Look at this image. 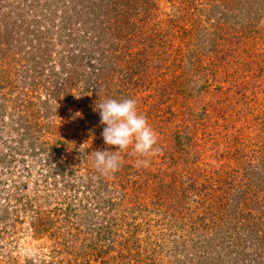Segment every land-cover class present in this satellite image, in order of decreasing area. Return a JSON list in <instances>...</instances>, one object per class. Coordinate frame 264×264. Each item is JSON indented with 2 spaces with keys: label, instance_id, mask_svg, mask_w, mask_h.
I'll return each instance as SVG.
<instances>
[{
  "label": "rangeland",
  "instance_id": "1",
  "mask_svg": "<svg viewBox=\"0 0 264 264\" xmlns=\"http://www.w3.org/2000/svg\"><path fill=\"white\" fill-rule=\"evenodd\" d=\"M8 2L2 3V14L11 11ZM40 2L45 16L28 7L30 22L23 32L38 25L57 30L52 26L71 21L78 29L68 28L76 36L86 33L98 59L106 55L104 62L111 58L114 65L101 72L98 59L84 56L80 64L93 73L92 84L77 82L54 98L48 93L58 92L55 81L66 85L65 75H58L66 43L58 40L51 47L42 73L23 60L27 54L17 43L22 32L4 50L0 99L8 102L0 107V189L3 184L14 188L0 190V237L5 239L0 240V264L31 259L35 264H116L111 259L116 253L123 254L120 264H264V0ZM93 19L111 38V48L98 44L102 36L93 29ZM134 23L129 33L127 24ZM148 37L151 43L163 40L151 48L141 44ZM22 98L28 101L23 108ZM109 98L136 101L157 135V151L133 156L130 145L116 153L119 171L104 175L91 153L116 151L103 140L105 125L96 107ZM47 106L52 107L49 116ZM145 158L148 167H137L136 160ZM59 161L74 165L72 185L70 178L46 179ZM106 187L109 192L102 197ZM99 197L127 200V210L115 214L124 222L114 231L119 238L112 252L105 251L106 241L94 250L85 245L103 236V214L113 215L92 209ZM79 199L91 208L87 226L78 221L85 216ZM236 200H260L263 209L254 206L249 214L256 220L250 221L241 217V206L234 207ZM69 203L79 210L67 221L75 222L74 233L63 227ZM37 216L52 217L58 226L36 232ZM6 225H17L16 232L5 234ZM222 231L232 239L223 241ZM71 234L78 238L75 252L61 253L71 246Z\"/></svg>",
  "mask_w": 264,
  "mask_h": 264
},
{
  "label": "trees",
  "instance_id": "2",
  "mask_svg": "<svg viewBox=\"0 0 264 264\" xmlns=\"http://www.w3.org/2000/svg\"><path fill=\"white\" fill-rule=\"evenodd\" d=\"M4 1H9L8 5L11 6V11L6 12L5 14H2L0 11V57H2L4 60H7L6 58L8 56L5 57L6 52L4 50L9 49V47H12V43L14 42V35L16 33L22 32V34L17 36L18 37L17 43H19L21 50L25 51L27 54L26 57H23V60L29 65V67H31V65H32L33 66L32 69H35V71L38 69V71L40 73H42V71H43L42 65L46 66V62L49 63L48 59L51 56V47L55 48L56 42L58 40H60L61 43L64 42L67 44V46L66 45L64 46L63 51L65 54L67 53L68 56L66 57L65 54H63V53L60 54V55H62V62H60L62 65V72H60V70H59L58 75H65L66 85H63V84H62L63 86L59 85L60 82H59V79H57L55 81L54 85L56 87L55 88L56 91H58V92L56 94H54L53 96H50L48 93V96L55 98L58 96V94H60L59 92L69 93L70 91H72L73 87L76 86L77 82L84 81L85 83H88L89 85L92 84L91 80L93 78V75H92L93 73L88 71L87 66H84L82 63L80 64V59H83L84 56H93L95 59H98V57L96 56V53H98V51L94 50L93 47L91 46V43L86 39V37H87L86 33H83L84 35H82V36L80 34V36H79V33H80L79 32L76 36L74 31H72L70 28H68L70 26V27L78 29L77 25L75 26L74 24L71 23V21L67 22V23H69V25L61 24L59 27L57 25L56 26L53 25L52 27H56L57 30L48 31V27H44L43 25H38V28L37 27L31 28V30L28 31L29 33H27V31L23 32L24 29L27 30V26L29 24L28 22H30V20H29L30 15H29V12H27L28 7H31L35 10V12H33L35 15H38V13H41L43 16H45V14H44L45 12L42 11V9H41V7H42L41 6L42 4L40 2L41 0L40 1L39 0H20V1L19 0H0V9H2V7H3L2 3ZM89 1H92L95 3L96 2H104V0H89ZM15 11H16L17 17H15L13 14ZM18 16L20 17V19ZM129 16L132 17L131 14H129ZM15 19H16V21H15ZM18 20L23 22V25H18L17 24ZM90 21L93 23V29L98 32L96 34L98 36H102V38L99 39L98 44L101 46L107 44L108 47L111 48V46H112L111 45L112 43H110L111 38H106V35H105L106 32H104L102 30L101 24L98 23V21L95 19L90 20ZM25 22L28 23L27 26H26ZM76 23H78V22H76ZM87 24L88 23H86L85 26ZM136 26L137 25L135 23L133 25L127 24V30H129V33H132L136 29ZM40 34H42V35H40ZM67 38H68V41H66ZM152 38L153 37H148L145 41L140 40L142 42V43L141 42L140 43L152 48V47L157 45V41L163 40L161 38L160 40H155L154 43H151V42H153V41H151ZM23 39H26L28 41V45L23 44V42H22ZM85 43L88 44L87 50L85 47ZM115 43H116V40L113 42V47H114ZM69 44H70V46H68ZM73 45H75V48H71V46H73ZM78 50H81V51H78ZM77 51H78V54H77ZM2 52H5V53H2ZM70 53H74V54H71V56H69ZM83 53L85 55H83ZM98 56H99V54H98ZM105 58H106V55L101 56L98 59V61L96 62V65L101 67V72L105 71L106 68L114 65L113 59L110 58L108 60V63H109L108 64V63L104 62ZM0 63H4V61L2 62L0 59ZM67 66L70 67L69 70L67 69ZM79 67H82V69H79ZM51 69L54 71V70H57V67L52 66ZM57 72H58V70H57ZM32 77H33V75H32ZM3 81H4V78L2 77V75H0V83H3ZM69 82L71 83L70 84L71 86H69V88H67ZM87 87H90V86L87 85ZM0 89H1V87H0ZM93 93L95 94V96H100V94H101V93H99V90H94ZM101 96L99 97V99L101 98ZM20 100H22L21 108H23L25 103H28V101H25L23 98ZM47 101H50V100H46L45 102H43V104L48 105ZM5 102H8V100H7V97L4 96L3 98L0 99V107L3 106V104ZM51 112H52V107L48 108V106H47V116H49L51 114ZM34 152L35 151H33V153ZM232 157H234L236 160L241 158L240 156H237L236 153H234L232 155ZM6 160H7V155H3L2 161H6ZM12 161H14V159ZM87 161L89 162V160H87ZM49 168H50V170L47 172L46 179L52 178V177L57 178L59 176L63 177V178H67V179L70 178V180H68V183H70V185H72V182H74V179L77 178V177L74 178L76 175V172L74 170V165L71 163H67L65 165L63 162L59 161L58 163L52 164V166H50ZM87 170H88V168H87ZM50 171H51V174H50ZM11 188H14V184H11V186L8 185L7 188L5 187V184H3V188L0 190L2 192L6 191V190L10 191ZM15 192L17 194L19 193V191H15ZM104 192H109V187L103 188V190L100 192L99 195H101L103 197ZM79 200L82 201V204H84V206H83L84 210L82 208L81 213L83 210L85 216L81 214L82 216H84V220L82 218H80L78 221H81V223H85L84 225L87 226V224L91 218V213H90L91 208L88 207V203H89L88 201H87V203L86 202L84 203L85 199H79ZM126 202H127V200H126ZM126 202L125 201L124 202H117V200L107 199V198H101L100 199V197L97 198L96 200H94L93 202H91V206L93 207L92 209H94L95 212H96V210L101 211L103 213L104 212H111V213H113V215H109L108 213L103 214L105 216L104 218H102V221H104V225H105L104 226L105 231H103V233H102L103 236L101 238L98 237L97 238V239H99L98 241H94L93 239H92V241L87 240V244H85V245H88V248H90L91 250H94L100 243H102L103 241H106L107 248L105 251L106 252L109 250L111 252L114 251L113 250L115 248L114 246L118 243L117 239L119 238L118 232H114V231L117 229V226L119 223L124 222V219L116 220L115 214H116V211H121L120 208L123 209L122 211L127 210V207H125L127 204ZM256 204H254L252 202L251 203L250 202H244L243 204H239L238 200H236V202L234 203V205H235L234 207L237 208V207L241 206V214H240L241 217L247 218L250 221H252V220L255 221L256 218L253 219V216H250L249 211L254 206L256 208L258 207L259 210L263 209V207H262L263 204H260V200L256 201ZM28 205H30V207L33 206L31 202ZM68 206H69V208L66 212L67 219L65 220V225H63V227L68 226L71 229V232L74 233L73 231L75 230V228H74L75 222L67 223V221L69 220V218H72V220H73L74 213L76 215H78L77 212L79 213V210L76 212V210H74V208H73V204H71V203H69ZM57 213H59V212H57ZM242 218H239V219H242ZM2 219H5V218L2 217ZM37 220L39 223H36L35 221L33 223L36 232H42L43 229H45L47 227L46 225H48L49 228H52V227L56 228L58 226V225H56V222L52 217H51V220L47 221V220H43V218L41 216L40 217L37 216ZM18 221H20V220H18ZM17 225L12 226L13 227L12 233L16 232L15 227ZM8 227L9 226L6 225V227L1 228L2 230L6 229L4 231L5 234L7 233L8 230H12L10 228L8 229ZM101 227H103V226H101ZM93 232H95V231H93ZM98 234L99 233H97V236H98ZM223 234L227 237V238L223 239V241H226L227 239H232L231 234L228 231H224ZM75 237H76L75 234H71L70 235V245L71 246L70 247H69V245L64 246V250H62V252L59 251L58 253H60V252L63 253L66 251L65 253L69 254L68 250H70V251H72V253H74L75 252V246H76V243L78 240V238H75ZM1 239H2V241H5L4 238L0 237V240ZM96 242H98V243H96ZM59 243L61 244V242H59ZM102 251H103V254L106 253V252H104V250H102ZM87 254H88V252H87ZM116 254H118V255L115 257L112 256L111 259L112 260H118V262L116 264H120L119 258H122L123 254H120V253H116ZM29 264H35V260H32V259L29 260Z\"/></svg>",
  "mask_w": 264,
  "mask_h": 264
},
{
  "label": "clouds",
  "instance_id": "3",
  "mask_svg": "<svg viewBox=\"0 0 264 264\" xmlns=\"http://www.w3.org/2000/svg\"><path fill=\"white\" fill-rule=\"evenodd\" d=\"M100 122L105 125L102 137L106 145L115 146L116 151L96 150L91 153L95 168L104 175L115 173L121 167L118 154L133 146L131 155L148 157L155 155L157 135L145 116L137 111L134 99H106L100 102ZM148 159H137V167H148Z\"/></svg>",
  "mask_w": 264,
  "mask_h": 264
}]
</instances>
